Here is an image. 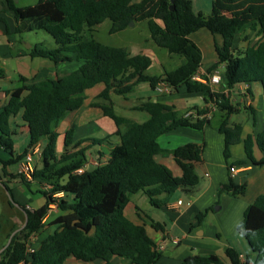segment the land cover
Wrapping results in <instances>:
<instances>
[{
	"label": "trees",
	"instance_id": "obj_1",
	"mask_svg": "<svg viewBox=\"0 0 264 264\" xmlns=\"http://www.w3.org/2000/svg\"><path fill=\"white\" fill-rule=\"evenodd\" d=\"M0 10L13 13L15 33L44 30L53 38L54 48L34 45L29 50L30 56L46 58L54 64L79 62L73 70L57 72L40 81L26 83L21 77L19 86L6 91L8 101L0 110V149L8 157L0 156V185L11 193L2 177L15 176L16 172H10L9 168L44 140L31 179L16 175L28 190L33 182L38 187L46 183L50 190L37 189L44 200L36 208L18 203L24 209L25 222L0 251V264H65L68 257L95 264H119L116 259L128 264H155L162 256L161 250L144 226L126 217L124 206L138 192L156 208L166 205L176 190L191 192L199 181L195 165L201 161V147L187 143L172 151L181 169V175H174L155 159L164 151L158 137L178 127L203 130L211 125L213 109L220 114L217 131L223 137V157L228 168L264 164V158L256 159L253 152L257 147L264 153V128L242 139V124L231 120L241 107L230 96L236 85L259 83L264 101V0H212L209 14L194 11L192 0H36L28 5L0 0ZM105 19L111 21V33L124 29L130 21H144L152 41L168 54L181 56L182 62L159 75L145 74L152 63L148 55L131 54L124 47L107 45L93 37L95 27ZM246 24L259 38L243 49H236L235 32ZM201 29L222 39L221 44L216 41L213 44L216 61L201 74L206 82L192 79L201 66L202 51L190 35ZM221 64V81L215 89L209 76ZM4 77L0 68V79ZM160 81L167 82L171 91L183 87L186 92L200 93L210 107H193V112L184 115L170 104L148 99L135 105L137 110L148 114L143 122L132 121L115 111L111 93L127 94L142 82L154 89ZM97 84L103 85L98 98L104 102L92 105L112 121L115 130L105 138L74 141L76 125L72 123L62 133V150L57 152L59 122L79 109L85 99L84 90ZM16 109L21 110L29 139L23 151L15 155L9 119ZM247 109L254 118L253 107ZM113 137L118 139L117 143H112ZM240 141L245 157L230 162V148ZM103 142L109 146L105 160L98 157L96 164L78 173L76 170L85 165L87 151ZM244 191L245 185L235 183L231 177L218 188V194L234 197ZM51 205L56 206L57 214L47 221ZM207 211L196 214L198 223ZM48 225L54 226L53 230L28 250L29 240L40 236ZM151 226L164 229L160 222ZM1 228L0 219V231ZM14 230L11 228V232ZM236 230L255 257L252 262L241 261L235 249L226 247L229 263L264 264V192L244 209ZM180 264L224 263L217 255L208 254L187 256Z\"/></svg>",
	"mask_w": 264,
	"mask_h": 264
},
{
	"label": "crops",
	"instance_id": "obj_2",
	"mask_svg": "<svg viewBox=\"0 0 264 264\" xmlns=\"http://www.w3.org/2000/svg\"><path fill=\"white\" fill-rule=\"evenodd\" d=\"M211 1L212 0H204L208 8L210 7ZM15 23L12 12L0 10V68L6 75V77L0 79V110L8 101L9 96L6 91L19 86L22 83L20 80L21 77L27 80L26 83L40 81L47 77H53L57 72L73 70L79 64L76 60L69 61L73 62L72 68L66 70V68L60 66L64 62L54 64L46 58L30 56L29 50L34 45H43L41 43L27 44L26 41L21 42V40H18L16 38L17 33L14 32ZM199 31H202V29ZM258 38L259 36L251 29L250 24H246L235 32L233 46L236 49H243L250 42H255ZM221 42L222 39L219 36L218 44H221ZM25 44H27L26 47H24ZM214 61H216V54L214 60L211 61L208 66H203L201 64L198 73L204 74L206 69ZM219 67H222L223 71V64L219 65ZM213 86L217 89L219 84H214ZM95 87L96 91L91 93L90 89ZM102 88V84H97L84 90L83 94L85 99L82 106L68 113L65 116L66 118H63L64 121L67 122V127H62V129H60V127L57 126L56 130L60 134L58 139L61 138L63 140L62 133L72 123L76 125L73 133L74 141L81 138L96 137L92 135L98 133L99 135L96 138H105L115 130L114 124H112L107 117L102 115L101 110L97 106L92 105L93 103L104 102V100L98 98V93ZM146 89L145 86H141L139 83L131 92L120 95L122 98L117 101V104L121 110L126 112L124 115H120L136 122H143L146 120L148 114L145 111H140L135 108L136 104L144 101L140 99L143 98V96H146L145 100H156L170 104L174 109L184 115H187L188 112H193L191 110L193 107H197L198 109L210 107V104L204 101L200 93L186 92L183 87H180L177 92H159L154 88L150 89L151 92L146 93ZM113 94L114 93H111L110 96L113 106L115 107L116 103L112 100ZM134 95L137 96L135 97L137 99L134 98ZM230 96L231 100L234 103H238L241 107V111L231 117V120L234 122H240L242 124L241 138L243 139L247 134L256 135L264 128V101L261 85L259 83H251L249 86L246 84L236 85L231 89ZM130 97L136 101L133 99L132 101ZM248 106L253 107L254 118H252L250 111H248ZM216 111L215 109L211 111L210 120H212ZM219 120L215 124L211 122V125L203 130L178 127L158 137V143L164 151L156 155L155 159L166 165L174 175H181V169L174 161L172 151L187 143H194L201 147L202 158L201 161L197 162L195 165V173L199 181L190 193L181 189L176 190L174 194L169 197L168 203L158 208L161 212L157 214L153 212V215L143 212L138 204L131 199V196L124 206V214L126 217L135 224L144 226L147 233L155 240L158 248L161 250L162 256L155 264H180L187 256L208 254H215L224 264H230L225 254L226 247L235 249L241 261L252 262L255 257V253L251 251L246 240H243L242 236L237 232L236 226L241 220L243 211L247 205L253 202L258 194L264 192V164L260 166L243 164L241 166H235V172H231L223 157V137L217 131ZM9 123L10 128L14 131V152L16 155L23 151L29 139L27 127L21 119V110L16 109L14 111L9 119ZM16 140L18 144L20 143L22 148H15ZM110 140L112 143L118 142L116 137ZM43 143L44 140L38 143L37 146ZM108 149L109 146L107 142L90 148L87 151L88 155L85 164H89L93 160L95 161V158H98L100 155L101 160H105ZM253 152L256 159L264 158V153L257 147L254 148ZM230 153V162L243 159L245 157L243 142L240 141L231 146ZM38 154L39 148L38 152L33 154L35 161L37 160ZM0 156L2 158H7L8 154L0 149ZM17 165L18 163L11 166L9 168L10 172H15ZM229 177H231L235 183L245 185L243 194L235 197L226 193L218 194L220 184L226 182ZM2 180L5 181L10 188L21 184L20 179L13 176L2 177ZM39 188L40 186L38 189ZM139 193H141L139 199H147L142 192ZM136 194L137 193L134 195ZM179 199H181L183 203L178 206L175 203ZM187 201H190L189 205L186 204ZM217 203L219 204L217 210L224 209V214L219 213L217 216V213H215L216 211H214L212 206ZM24 206L26 208H34L28 204H24ZM206 209H208V211L205 217L198 223L196 214ZM210 216L212 217V221L214 219L218 220V224L215 225L212 221H209L208 218ZM223 217H226V219ZM153 222H160L163 224V231L153 228L151 226ZM166 250L168 252H165ZM70 258L74 259L73 257H68L66 261H70ZM116 261L119 264H128L123 259H117ZM95 263L96 262L84 264Z\"/></svg>",
	"mask_w": 264,
	"mask_h": 264
},
{
	"label": "rangeland",
	"instance_id": "obj_3",
	"mask_svg": "<svg viewBox=\"0 0 264 264\" xmlns=\"http://www.w3.org/2000/svg\"><path fill=\"white\" fill-rule=\"evenodd\" d=\"M36 0H18V5H28V4H33L35 3ZM193 7L194 11H202L204 14H209L211 11V4L210 7L208 8L204 2V0H193ZM111 26V21L108 19H105L102 21L100 24H98L94 31H93V37L100 41L101 43L107 44V45H112V46H118V47H124L127 49L128 52L131 54H136V53H144L148 55L152 63L150 66L144 71L145 74L147 75H159L160 73L163 72V70H171L178 66L182 62V57L175 55V54H168L165 48L157 46L152 39L150 38V34L148 31V28L145 24L144 21H138V22H133L129 23L127 27L124 29L113 32L111 33L109 31V28ZM16 38L18 40H21V42L26 41L27 44H34V43H41L43 46L47 48H54L56 46L53 38L44 30H34V31H26L23 32L22 34H17ZM190 38L194 40L197 45L200 47L202 51V65L208 66L211 61L214 60L215 58V51H214V41L217 43L219 42V35H212L209 31L206 29H202V31H199L198 33H193L190 35ZM27 44L24 45V47L27 46ZM1 55V53H0ZM73 62H64L62 67L66 68V70H70L72 68ZM75 69V68H74ZM216 73H219L221 75L222 73V67H218V69L215 71ZM141 86H145L147 89L146 93L151 92L150 88L147 83H140ZM91 93L96 91V87L93 89H90ZM90 95V93H89ZM146 95V94H144ZM132 96V95H131ZM137 97L134 95V98ZM122 97L117 94H113L112 100L115 101L116 106L114 107L116 112L118 114L124 115L126 112L121 110L117 104V101L120 100ZM131 99V97H130ZM133 99V98H132ZM131 99V100H132ZM137 99V98H135ZM133 99V100H135ZM142 100L146 99V96H143V98H140ZM139 99V100H140ZM132 100V101H133ZM136 101V100H135ZM128 113V112H127ZM139 113V112H138ZM66 118V117H65ZM220 118V114L218 111H216L212 117L211 122L213 124L217 123V121ZM111 123L112 121L108 119ZM113 124V123H112ZM58 127L62 129V127H67V122L62 121L59 122ZM61 133V132H60ZM98 134H94L92 136H98ZM40 147L39 151H40ZM16 149L22 148L20 146V143L18 144V141L16 140ZM57 152L61 151L62 148V139L59 138L57 141ZM96 159V158H95ZM98 159H101L99 156ZM96 159V160H98ZM39 160V154L37 156V160L35 161L34 156L32 155V164L34 165L35 162H38ZM92 162H95L94 160ZM92 164V163H90ZM88 164L87 166H91ZM94 164V163H93ZM92 164V165H93ZM17 173V171H15ZM13 177L19 178L20 176L16 175ZM18 174V173H17ZM37 183L33 182L31 189L28 190L25 185L20 184L19 186H12L11 187V193H8L5 189L2 188L0 185V219L2 221V228L0 231V251L3 249L5 245L8 244L10 237L17 231L19 228L23 227L24 222H25V212L23 207L16 205V204H28L31 205L32 207L36 208L40 206L43 203V197L42 195L37 192L38 186H36ZM40 188L49 191L50 186L47 185L46 183L40 185ZM141 193H137L136 195H131V199L135 201L140 209H142L143 212L146 214H152L153 212L155 214L161 212L160 209L151 206L148 202L147 199H139ZM174 194V193H173ZM57 196H60L61 193L55 194ZM54 196V195H53ZM10 202V203H8ZM15 206H14V205ZM217 206L219 204H214L212 208L215 213H217V216L219 213L224 214V209L222 210H217ZM57 214V208L56 206H52V210L49 213L47 221L54 217ZM154 214V216H155ZM153 215V214H152ZM156 217V216H155ZM226 219V217H223ZM209 221H212V217L210 216L208 218ZM228 220V219H227ZM212 223L215 225L218 224V220H213ZM11 228H15L14 231L11 232ZM54 226H46L44 227V231L41 233L40 236L38 237H33L29 240V247H34L39 238H42L46 235V233H50L53 230ZM10 234V236H9ZM240 236V235H239ZM244 240V237H242ZM40 240V239H39ZM165 252H168L167 250ZM164 252V253H165ZM70 261H66L65 264H84L81 263L75 259L70 258ZM117 260V259H116Z\"/></svg>",
	"mask_w": 264,
	"mask_h": 264
},
{
	"label": "built area",
	"instance_id": "obj_4",
	"mask_svg": "<svg viewBox=\"0 0 264 264\" xmlns=\"http://www.w3.org/2000/svg\"><path fill=\"white\" fill-rule=\"evenodd\" d=\"M193 80H197V81H202V82H206V79L200 74V73H196L193 77ZM209 81L211 84H220L221 81V76L219 73H213L212 75L209 76ZM155 88L159 91V92H170L171 91V87L169 86V84L165 81H160ZM189 113V112H188ZM38 152V146L36 145L33 149H31L27 155L18 163L17 165V173L20 174L21 176H23L25 179L30 180L31 179V174L33 172V168L34 165L32 164V155ZM92 164H96V162H91ZM90 164V163H89ZM90 164V165H92ZM93 164V165H94ZM88 164H85L83 167L78 168L76 171L78 173H81L85 167ZM230 171L231 172H235V167H230ZM183 203V201L181 199L176 201V205H181ZM186 204H190V201H187ZM52 206L49 209L48 213H50V211L52 210ZM28 250H31V247L28 248Z\"/></svg>",
	"mask_w": 264,
	"mask_h": 264
},
{
	"label": "water",
	"instance_id": "obj_5",
	"mask_svg": "<svg viewBox=\"0 0 264 264\" xmlns=\"http://www.w3.org/2000/svg\"><path fill=\"white\" fill-rule=\"evenodd\" d=\"M15 3L18 2V0H13ZM129 23H133V21H130Z\"/></svg>",
	"mask_w": 264,
	"mask_h": 264
}]
</instances>
